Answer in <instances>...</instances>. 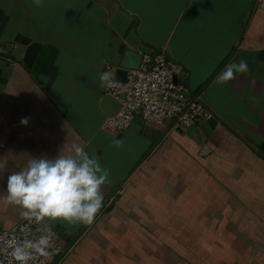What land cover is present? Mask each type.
Masks as SVG:
<instances>
[{
    "label": "crops",
    "instance_id": "0c3cea01",
    "mask_svg": "<svg viewBox=\"0 0 264 264\" xmlns=\"http://www.w3.org/2000/svg\"><path fill=\"white\" fill-rule=\"evenodd\" d=\"M145 50L182 64L179 81L212 116L176 127L137 116L124 131L105 130L100 73L117 76ZM241 59L248 72L218 84ZM73 145L106 181L92 224L42 220L61 241L57 264H102L118 241L102 247V219L119 211L148 218L153 232H171L165 218L178 217L185 234L198 232L197 218L225 216L227 234L246 246L235 263L264 264V0H0V226L26 218L6 200L8 175L35 157L74 154ZM137 229L120 245L136 252Z\"/></svg>",
    "mask_w": 264,
    "mask_h": 264
},
{
    "label": "clouds",
    "instance_id": "9594fccd",
    "mask_svg": "<svg viewBox=\"0 0 264 264\" xmlns=\"http://www.w3.org/2000/svg\"><path fill=\"white\" fill-rule=\"evenodd\" d=\"M39 4V0H36ZM248 64L241 59L226 65L216 77V82L226 85L237 74L247 73ZM113 73H100L101 86H111ZM21 124L27 125L28 118H22ZM119 145V141H117ZM70 155L46 156L30 159L27 166L7 177L6 200L20 206L28 219L62 220L70 223L92 224L102 207V185L106 176L92 156L79 145H73ZM4 164L0 163V170ZM11 256L18 264H28L33 253L47 256L51 246L50 236L42 234L37 239H25L23 242L11 240Z\"/></svg>",
    "mask_w": 264,
    "mask_h": 264
},
{
    "label": "built area",
    "instance_id": "2783aa9c",
    "mask_svg": "<svg viewBox=\"0 0 264 264\" xmlns=\"http://www.w3.org/2000/svg\"><path fill=\"white\" fill-rule=\"evenodd\" d=\"M183 65L170 60L164 51L145 50L135 69L128 70L127 82L113 75L111 86H106L121 104L120 109L107 117L103 128L111 132L128 129L137 116L144 123L191 126L203 118L210 117L207 106L199 96L179 81ZM1 213V200H0ZM47 234L51 239L48 255L33 253L28 264H57L63 252L61 241L44 222L25 218L10 227L0 226V264H18L11 256L9 241L23 242Z\"/></svg>",
    "mask_w": 264,
    "mask_h": 264
},
{
    "label": "rangeland",
    "instance_id": "374dc122",
    "mask_svg": "<svg viewBox=\"0 0 264 264\" xmlns=\"http://www.w3.org/2000/svg\"><path fill=\"white\" fill-rule=\"evenodd\" d=\"M215 219L216 221H212L210 216L197 218V224L200 223L198 232L185 234L179 232L176 227L178 217L165 218L166 221H170V226L165 225V228L171 230L167 233L162 230L153 232L146 229L148 224L146 217H136L130 213L126 215L120 211L109 214L102 219V247L106 242L111 244L114 240L118 241L108 253L102 252V264H120L115 262L116 256L120 255L124 256L122 264H238L235 262L242 257L246 249V246L243 247L244 244L242 246L240 244L242 238L235 233L236 231L231 232L233 238L227 234V227H233L229 220L225 223V219L228 218L220 216ZM156 220L159 222H155L156 226L164 224L163 218L156 217ZM192 220L194 221V218H183L188 227L193 224ZM135 226H139L132 238V241L138 240L136 242L139 246L136 252L131 250L130 246L120 245L119 242L121 236L127 230H133ZM240 228L238 225L234 227L242 234L243 229ZM261 235L264 241V235ZM200 240L202 247H199ZM227 243L232 247L230 254H227ZM147 252L151 253L152 257H149ZM227 257L230 260L234 258V262L227 261Z\"/></svg>",
    "mask_w": 264,
    "mask_h": 264
},
{
    "label": "water",
    "instance_id": "95a60500",
    "mask_svg": "<svg viewBox=\"0 0 264 264\" xmlns=\"http://www.w3.org/2000/svg\"><path fill=\"white\" fill-rule=\"evenodd\" d=\"M247 28V26H244V30ZM137 62L136 64L129 63L126 58L123 59V62L121 63L120 68L117 71V77H119L123 82H127V73L128 70L130 69H135L139 66L141 60H142V55L140 54L136 58ZM113 104V106L110 108V104ZM102 109L107 113L108 117L113 116L121 107L120 102L111 94V93H106L103 97V102L101 104Z\"/></svg>",
    "mask_w": 264,
    "mask_h": 264
},
{
    "label": "bare ground",
    "instance_id": "6f19581e",
    "mask_svg": "<svg viewBox=\"0 0 264 264\" xmlns=\"http://www.w3.org/2000/svg\"><path fill=\"white\" fill-rule=\"evenodd\" d=\"M117 113V112H116Z\"/></svg>",
    "mask_w": 264,
    "mask_h": 264
}]
</instances>
